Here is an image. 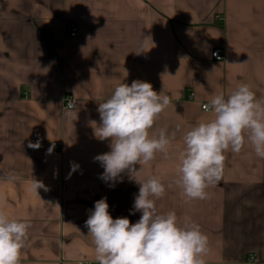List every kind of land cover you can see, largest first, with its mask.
Listing matches in <instances>:
<instances>
[{"label": "crops", "instance_id": "1", "mask_svg": "<svg viewBox=\"0 0 264 264\" xmlns=\"http://www.w3.org/2000/svg\"><path fill=\"white\" fill-rule=\"evenodd\" d=\"M134 80L171 101L151 130L174 134L170 156L157 153L141 174L172 184L155 201L158 213L200 226L205 264H264V159L250 146L225 153L205 199L188 200L174 184L184 132L213 118L203 104L241 83L264 99V0H0V210L31 224L20 264H98L85 221L101 198L114 219H140L128 172L114 186L100 178L94 157L110 141L92 125L98 104ZM68 95L74 110L64 109ZM37 141L39 149L28 147ZM33 179L47 190L37 195Z\"/></svg>", "mask_w": 264, "mask_h": 264}, {"label": "clouds", "instance_id": "2", "mask_svg": "<svg viewBox=\"0 0 264 264\" xmlns=\"http://www.w3.org/2000/svg\"><path fill=\"white\" fill-rule=\"evenodd\" d=\"M170 102V97L163 91L158 94L151 83L134 80L131 85L120 83L98 104L100 123L92 122L94 136L110 141V151L94 157L104 169L100 178L114 186L127 171L129 179L139 185L132 214L141 213L135 223L127 217L114 219L106 198L95 202L85 227L98 264H205L208 237L200 226L189 221L181 225L175 211H157L155 201L163 198L172 184L166 186L156 176H141L142 166L157 153L170 156L174 134L169 136L165 128L159 129L158 135L151 133ZM208 107L213 118L201 120L182 137L184 149L178 156L174 184L188 200L207 197L206 189L223 175L226 152L239 153L247 145L264 159V99H258L250 85L241 83L227 95H214ZM40 146L39 141L28 145L33 149ZM54 147L53 143L48 154ZM136 164L141 166L139 170ZM78 167L73 164L72 171ZM7 179L15 177L8 175ZM32 187L38 195L37 190L45 185L33 179ZM30 227L23 218L9 217L0 210V264H20Z\"/></svg>", "mask_w": 264, "mask_h": 264}, {"label": "built area", "instance_id": "3", "mask_svg": "<svg viewBox=\"0 0 264 264\" xmlns=\"http://www.w3.org/2000/svg\"><path fill=\"white\" fill-rule=\"evenodd\" d=\"M223 18H220V20H222ZM66 32H68L70 34L71 37H75L77 35V31L75 28H67L66 29ZM212 58L213 60L217 61V62H221L224 60L225 58V52L223 49H217L215 50L213 53H212ZM194 93H190L189 94V99L192 100L194 98ZM76 108V100L73 96L71 95H68L66 96L65 100H64V109H67V110H74ZM202 110L204 111H209V107H208V104L205 103L202 105ZM53 144V143H52ZM56 149H58V144L57 143H54ZM248 261L249 262H252V263H255L256 262V256L255 255H249L248 256Z\"/></svg>", "mask_w": 264, "mask_h": 264}]
</instances>
